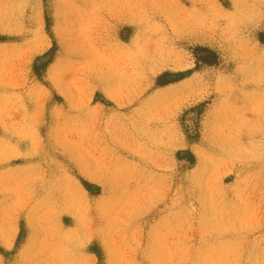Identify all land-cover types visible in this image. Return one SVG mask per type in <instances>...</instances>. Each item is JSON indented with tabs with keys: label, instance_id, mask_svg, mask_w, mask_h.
Here are the masks:
<instances>
[{
	"label": "rangeland",
	"instance_id": "rangeland-1",
	"mask_svg": "<svg viewBox=\"0 0 264 264\" xmlns=\"http://www.w3.org/2000/svg\"><path fill=\"white\" fill-rule=\"evenodd\" d=\"M0 264H264V0H0Z\"/></svg>",
	"mask_w": 264,
	"mask_h": 264
}]
</instances>
